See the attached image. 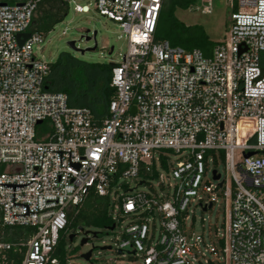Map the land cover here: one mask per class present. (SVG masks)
Segmentation results:
<instances>
[{"label": "built area", "instance_id": "obj_1", "mask_svg": "<svg viewBox=\"0 0 264 264\" xmlns=\"http://www.w3.org/2000/svg\"><path fill=\"white\" fill-rule=\"evenodd\" d=\"M82 1L68 4L87 13L93 2L127 38L111 69L114 95L101 116L46 89L50 62L34 52L45 34L30 32L19 43L38 0L0 3V183L32 181L15 190L0 184L1 223L35 228L19 242L0 237V257L13 250L23 253L20 264H84L61 259L57 245L68 208L93 190L110 200L114 229L107 230L116 244L108 246L121 258L116 264H195L199 245L188 241L186 229L190 207L210 210L218 203L216 264H264V0H231L238 7L228 37L210 55L155 40L163 0ZM202 1L209 12L211 0ZM55 150H70L80 168L69 165L68 151L59 164ZM142 184L150 189H138ZM13 193L15 203H29V215H13L26 212L13 205ZM92 260L85 264H98Z\"/></svg>", "mask_w": 264, "mask_h": 264}, {"label": "rangeland", "instance_id": "obj_2", "mask_svg": "<svg viewBox=\"0 0 264 264\" xmlns=\"http://www.w3.org/2000/svg\"><path fill=\"white\" fill-rule=\"evenodd\" d=\"M79 3H85L78 0ZM205 2L196 0L188 9H178L175 12L176 17L186 26L197 27L203 30L214 42H223L228 37L230 27V14L235 11L238 5L231 6V0H211L210 11L205 12L203 9ZM90 11L87 13H77L73 9V5L69 7L68 15L63 21L55 25V27L45 34L44 43L40 48L35 47L34 52L38 57H43L48 62H54L63 51L70 52L75 57L90 62V63H114L120 60L119 53H125L127 50V38L122 31V28L116 22L101 16L94 7V3L89 5ZM90 30L89 33H86ZM63 31H66L63 33ZM97 31L96 41L97 48L94 51H86L82 54L80 51L73 50L68 42L75 41V47L86 49L94 46V40L86 41L81 39L82 35L92 36L93 32ZM113 49L111 51V47ZM212 51V50H211ZM210 51V53H211ZM90 71V70H89ZM89 71H86L88 73ZM50 130V128H47ZM173 162L177 161V156L172 155ZM216 168L222 173L223 177L230 179V174L227 172L223 162H218ZM213 165L208 170L207 178H211V170ZM161 172H165L160 170ZM168 176L164 174V181L167 182ZM128 183L130 188L136 186L133 179L123 180V183ZM157 186L158 181L152 182ZM140 190H149L147 185H138ZM189 219L186 222L188 241L197 243L199 249L195 255V264H212L208 260L218 262L221 256L220 244L218 240L217 229L221 227L223 220V209L220 204H215L210 210H202L198 205H192L189 210ZM87 220L81 219L78 225L72 229L66 230L67 248H75L73 260L77 263H84L85 259L81 254L92 249V258L98 264H116L121 258L115 250H102L101 247L116 244L115 232H110L106 228L95 227L89 225ZM83 227L80 230L79 227ZM75 231L76 236L74 241L69 240V235ZM86 231L89 233L85 234ZM97 232V236L93 235ZM88 236V241L84 245H80L82 238ZM191 238V239H190ZM213 249L215 250L214 252ZM212 250V251H211Z\"/></svg>", "mask_w": 264, "mask_h": 264}, {"label": "trees", "instance_id": "obj_3", "mask_svg": "<svg viewBox=\"0 0 264 264\" xmlns=\"http://www.w3.org/2000/svg\"><path fill=\"white\" fill-rule=\"evenodd\" d=\"M25 1L27 0H0V3L14 5ZM195 1L163 0L155 40H168L172 45L186 49L199 48L206 55H210L216 43L212 42L203 30L186 26L175 15L176 10L188 9ZM69 7L68 0H38L28 31L49 33L55 25L65 19ZM112 67L113 63H90L63 51L54 62H50V73L45 87L49 91L66 93L70 105L89 107L99 116L114 95V89L110 87ZM109 201L108 196H99L91 190L82 203L68 208V224L57 245V255L61 259L64 260L66 256L74 257L76 251L75 248L67 249V228L76 227L81 219L87 220V224L95 227L108 229L113 225L108 214ZM34 230L33 227L3 225L0 215V237L5 242L26 240ZM219 244L221 247L222 241L219 240ZM214 251L213 249L212 252ZM22 257V252L9 250L5 260L0 257V264H20ZM211 263L216 264L214 261Z\"/></svg>", "mask_w": 264, "mask_h": 264}, {"label": "water", "instance_id": "obj_4", "mask_svg": "<svg viewBox=\"0 0 264 264\" xmlns=\"http://www.w3.org/2000/svg\"><path fill=\"white\" fill-rule=\"evenodd\" d=\"M3 4H6V3H3ZM17 4H18V5H22V2H19V3H17ZM89 32H90V30H87V31H86V33H89ZM30 34H31L30 32H26V33L20 34V35L18 36L19 43L22 45V44L24 43V41L30 36ZM96 35H97V31H94L92 36H89V35H87V36L82 35V36H81V39H85L86 41H90V40H92V39L95 41V42H94V46H92V47H88V48H86V49H79V48H76V47H75V41H70V42H68V44H69V46H70L73 50H75V51H80L82 54H84L86 51H94V50L97 48ZM112 49H113V46L111 47V51H112ZM40 122H41V121H39L38 123H40ZM55 151H58V152H59V164H61V152H62V151H68V152H69V165H70L72 168L76 169V170H78V169L80 168V166H81V163H80V162H78V161L72 162V161H71V159H70V150H55ZM255 153H256L255 151L247 152V153H245L244 156H245V157H249V156H251V155H254ZM41 164H42V163H41ZM40 167H41V166H40ZM39 169H40V168H39ZM38 171H39V170H38ZM38 171H37V172H38ZM37 172H36V173H37ZM36 173H32V180H33V176H34ZM213 174H214V179H219V178H220V174L217 173V170H214V171H213ZM31 182H32V181H31ZM31 182H29V183H31ZM29 183H0V184L5 185V186H7V187H13V190H15V187H22V186H25V185H27V184H29ZM221 184H222V182H220V185H221ZM14 196H15V193H13V205H24V206L26 207V212H25L24 214H13V215H29V203H15V202H14ZM209 208H211V204L209 205ZM203 210L206 211L207 208L204 207ZM79 228H80V230H83V227H82V226L79 227ZM108 229H109V230H113V229H114V225L110 226ZM87 233H89V231H86V232H85V234H87ZM75 235H76V234H70V235H69V240L72 241ZM93 235H94V236H97V232H93ZM88 238H89L88 236L82 238L81 241H80V245H84V244L88 241ZM101 249H102V250H110V249H111V246H103V247H101ZM118 252L120 253L121 250H118ZM91 255H92V249L89 250V251L86 252V253L81 254V257H82L83 259H85V260H89L90 257H91Z\"/></svg>", "mask_w": 264, "mask_h": 264}, {"label": "crops", "instance_id": "obj_5", "mask_svg": "<svg viewBox=\"0 0 264 264\" xmlns=\"http://www.w3.org/2000/svg\"><path fill=\"white\" fill-rule=\"evenodd\" d=\"M105 114H107V105H106V107H104L103 113L100 114L99 116H101V115H105Z\"/></svg>", "mask_w": 264, "mask_h": 264}, {"label": "flooded vegetation", "instance_id": "obj_6", "mask_svg": "<svg viewBox=\"0 0 264 264\" xmlns=\"http://www.w3.org/2000/svg\"><path fill=\"white\" fill-rule=\"evenodd\" d=\"M71 234H76V232H75V231H73ZM75 236H76V235H75ZM75 236H74V238H75ZM74 238H73L72 242L74 241Z\"/></svg>", "mask_w": 264, "mask_h": 264}]
</instances>
